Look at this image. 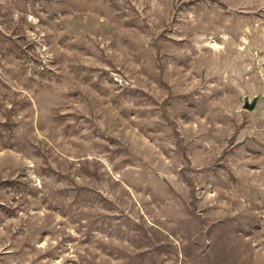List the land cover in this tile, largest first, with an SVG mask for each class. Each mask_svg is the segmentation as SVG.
Wrapping results in <instances>:
<instances>
[{"label":"rangeland","instance_id":"rangeland-1","mask_svg":"<svg viewBox=\"0 0 264 264\" xmlns=\"http://www.w3.org/2000/svg\"><path fill=\"white\" fill-rule=\"evenodd\" d=\"M0 264H264V0H0Z\"/></svg>","mask_w":264,"mask_h":264},{"label":"water","instance_id":"water-1","mask_svg":"<svg viewBox=\"0 0 264 264\" xmlns=\"http://www.w3.org/2000/svg\"><path fill=\"white\" fill-rule=\"evenodd\" d=\"M262 97V94H259L255 97H253L251 100H249L250 98L249 97H246L244 99V104H243V107L249 109V110H253V108L255 107L256 103H257V100L259 98Z\"/></svg>","mask_w":264,"mask_h":264}]
</instances>
